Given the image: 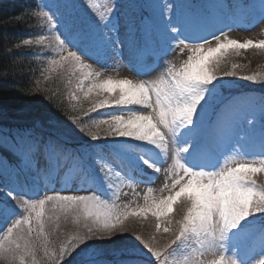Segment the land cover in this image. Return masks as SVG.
<instances>
[{
	"label": "snow or ice",
	"instance_id": "snow-or-ice-1",
	"mask_svg": "<svg viewBox=\"0 0 264 264\" xmlns=\"http://www.w3.org/2000/svg\"><path fill=\"white\" fill-rule=\"evenodd\" d=\"M35 7L48 34L34 42L58 57L45 72L59 69L57 78L69 85L75 77L71 100L96 95L89 109L73 105L64 112L67 127L42 114L0 125L6 154L0 177L11 180L0 189V264H38L41 249L43 264H138L137 252L149 264H264V97L225 95V77L255 82L258 74L240 76L236 64L221 68L229 50L264 48V40L230 39L220 26L247 6L238 0H38ZM260 9L264 15V0ZM173 52L187 58L163 66ZM125 58L138 79H99L83 62ZM161 67L158 78L143 79ZM69 136L87 142L72 151ZM128 153L136 157L126 164ZM61 167L76 170L77 190L91 194H46V178ZM162 167L167 196L146 194L138 209L115 203L123 187ZM30 177L45 178V187L29 185ZM148 213L155 232L136 235L129 219ZM61 217L76 218L74 233L64 238L54 228ZM128 232L135 249L97 247Z\"/></svg>",
	"mask_w": 264,
	"mask_h": 264
},
{
	"label": "trees",
	"instance_id": "trees-1",
	"mask_svg": "<svg viewBox=\"0 0 264 264\" xmlns=\"http://www.w3.org/2000/svg\"><path fill=\"white\" fill-rule=\"evenodd\" d=\"M37 2L38 0H0V125L28 123L37 114H42L51 117L52 123L57 126L67 127L64 112H72L73 105L79 111L83 107L82 98L79 95L76 100L70 99V94L75 88V77H72L73 83L69 85L67 78H57L59 69L56 73L45 72L49 67V59L55 58L56 55L50 48L34 42L39 35L48 34L45 22L34 14ZM25 39H32L33 43L25 45ZM233 64L238 66L235 71L240 76L258 74V79L251 82L238 77H225L224 94L247 96L259 93L264 97V82L259 79L264 76V48L241 49L238 54L229 50L221 58V68L233 70ZM46 75L49 76L47 80L44 79ZM38 88L46 89L47 94H41L37 91ZM90 115L95 117L96 114ZM86 142V137L69 136L67 147L75 151L82 148ZM5 155L0 152V157ZM6 182L11 183V180L6 181L0 177V189H3ZM178 207L179 204L174 206V211L169 214L173 219L179 218L175 210ZM139 222L150 228L146 229L145 233L136 229V235L147 237L155 232V217L151 216V213L145 217L130 218L129 226L140 224ZM54 228L60 238H64L74 233L76 218L69 217L65 223H59L58 227ZM162 230L163 224L161 232ZM192 246H195L194 243ZM97 247L106 251L135 249L136 243L132 232H128L124 233L123 239L114 238L112 243L97 242ZM134 258L141 264H149L148 255L137 252ZM37 260L38 264H43L42 249ZM16 264H19L18 259Z\"/></svg>",
	"mask_w": 264,
	"mask_h": 264
},
{
	"label": "rangeland",
	"instance_id": "rangeland-1",
	"mask_svg": "<svg viewBox=\"0 0 264 264\" xmlns=\"http://www.w3.org/2000/svg\"><path fill=\"white\" fill-rule=\"evenodd\" d=\"M196 4H202L205 0H193ZM228 4L233 3V0H226ZM241 5L247 6L246 11L243 14H238L235 19H225L223 24L220 25L227 32V35L230 39H234L240 42H244L247 40H252L254 42H259L264 40V15L261 14V0H238ZM99 3H103V0H100ZM231 29L229 31L228 29ZM214 43V42H213ZM127 54L125 53V56ZM58 58V57H55ZM186 54L181 55L179 52L171 53L163 63V66H168L169 62L171 64H175L179 66L182 64L183 60H185ZM84 63H89L92 65V69L100 73L99 79H107L109 77L114 79H138L135 73L129 71L128 61L127 59H123L122 61H116L114 59H109L106 62L96 63L92 60L83 61ZM163 67L157 68L155 72H153L149 76H144L143 79H156L160 76ZM85 86L89 84L88 80H85ZM96 95V93H92L88 98H84L83 94L80 93V97L82 98V109H89L92 98ZM107 95V94H105ZM248 98L259 101L260 98L256 96H246ZM102 99L103 97H99ZM102 112L110 111V109H102ZM95 114V113H90ZM126 114V113H124ZM136 154L128 153L125 159V163H130L135 161ZM166 167V165L164 166ZM20 179H23L21 177ZM142 182L133 185L132 187H123L121 195L115 203L121 207L127 205L130 209H138L139 207H143L145 204L144 197L146 194L149 195V198H162L168 195L167 191H161L165 183V175L162 171L159 174L154 173L152 170H148V174L143 176ZM46 182L50 188L46 194H54L55 192H59L62 195L70 194V195H90V191H78L82 183V177L76 170H69L68 168L61 167L57 171L53 172L49 177L46 178ZM29 185L32 183L38 184L42 189L45 187V178L40 177L33 180L31 177L28 181ZM152 189V193H148V189ZM107 198V197H103ZM0 199H3V192L0 194ZM111 202V201H110ZM67 220H64L61 217L59 223H65ZM135 223L130 226L132 230L140 229L145 233V230L149 229L146 224L142 225L141 222ZM142 228V229H141Z\"/></svg>",
	"mask_w": 264,
	"mask_h": 264
}]
</instances>
